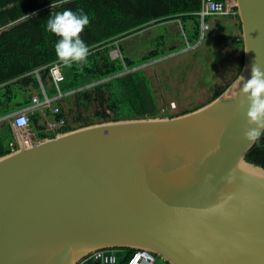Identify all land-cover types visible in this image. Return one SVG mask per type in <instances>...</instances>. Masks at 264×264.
Listing matches in <instances>:
<instances>
[{"label": "water", "instance_id": "obj_1", "mask_svg": "<svg viewBox=\"0 0 264 264\" xmlns=\"http://www.w3.org/2000/svg\"><path fill=\"white\" fill-rule=\"evenodd\" d=\"M243 64L216 98L173 117L104 121L0 157V264H79L146 249L167 264H264V169L239 106L264 70V0H232Z\"/></svg>", "mask_w": 264, "mask_h": 264}, {"label": "trees", "instance_id": "obj_2", "mask_svg": "<svg viewBox=\"0 0 264 264\" xmlns=\"http://www.w3.org/2000/svg\"><path fill=\"white\" fill-rule=\"evenodd\" d=\"M216 1L227 4L232 0ZM202 5L203 0H0V118L28 106L32 91L40 92L34 71H38L47 94L51 97L56 94L53 85L47 86L51 81L49 66L53 63L62 65L64 80L60 84L61 92H74L65 98H72L76 105H85L87 108L96 105L97 110L93 116L100 122L152 118L159 115L163 117L151 79L143 69L119 74L125 67L132 69L177 50L172 48L170 53L164 54L157 46L139 59L122 56L121 61L110 56L114 49L113 43L153 25L178 20L186 40L194 45L199 38L200 21L197 13ZM66 9H82L90 17V25L81 35L89 47L90 60L83 64L67 65L68 69L55 53L57 38L46 31L50 14ZM230 12L232 14L225 15L226 18L236 20V29L241 32L237 9L231 8ZM213 18L214 16L206 19L210 28ZM188 23L193 28L191 33L187 29ZM231 44L241 50V60L233 81L243 64L241 37L232 40ZM91 83L94 84L92 87L85 88ZM230 83L212 95L208 102L222 93ZM78 89L81 90L76 91ZM203 105L166 117L185 114ZM65 116L66 111L60 108L54 119H64ZM93 123L89 121L74 127L66 124L54 132H46L41 114L36 112L30 116L31 129L37 132L40 139L52 138L59 133ZM11 140L13 133L9 125L0 126V157L11 152ZM245 158L264 169V132ZM115 251L117 264H126L135 250ZM84 264L94 263L88 261Z\"/></svg>", "mask_w": 264, "mask_h": 264}, {"label": "rangeland", "instance_id": "obj_3", "mask_svg": "<svg viewBox=\"0 0 264 264\" xmlns=\"http://www.w3.org/2000/svg\"><path fill=\"white\" fill-rule=\"evenodd\" d=\"M231 3L230 1L229 4ZM219 18L223 20L220 21L223 27L236 29V20L226 18V16H219ZM218 27L220 26L215 24L210 31L206 32L202 45L197 50L194 49L171 59H164L155 65L143 69L151 79L158 106L162 108L170 105L171 102L175 103V109L166 112L162 115L163 117L179 114L183 110H189L195 106L205 104L212 95L227 83H230L236 75L241 60V50L233 47L229 42L228 37L231 30L220 35L217 31ZM147 32L149 34L136 35L130 40L133 47L125 46L121 43V49L124 47V52L118 47L121 55L130 59H139L149 51L156 49L160 43L157 37L164 35L163 30L151 29V31L148 30ZM235 33H237V30H235ZM173 34V32L169 33L168 36ZM151 35L153 36V41L151 40ZM226 35L228 37H225ZM237 35L239 36L240 32ZM178 37H175L176 47L174 48L177 51L186 46L184 33L180 29H178ZM221 38L223 41L219 40ZM114 50L119 53L115 46ZM159 51L167 54L170 53L171 49L162 50L160 47ZM90 55H88L87 60H90ZM65 67L68 69L67 65ZM51 85V82H48L47 86L51 87ZM89 85V87H92L94 84L91 83ZM56 106L66 111L64 120L70 127L86 124L89 121L100 122L93 116L97 110L94 104L87 108L85 105H76L72 98L70 100L64 98L59 101V104L57 102ZM159 116L161 117V115ZM47 118L53 117L48 114ZM5 124H8V120L0 122V126ZM157 264L167 263L158 257Z\"/></svg>", "mask_w": 264, "mask_h": 264}, {"label": "built area", "instance_id": "obj_4", "mask_svg": "<svg viewBox=\"0 0 264 264\" xmlns=\"http://www.w3.org/2000/svg\"><path fill=\"white\" fill-rule=\"evenodd\" d=\"M228 14V6L227 4H223L216 0H203V5L200 11L197 13L200 21L199 28V38L194 45H190L185 38L186 46L175 53H171L161 59L153 60L148 63L142 64L138 67L127 69L125 67L124 71L119 75H124L139 69H144L146 67L157 64L164 59H171L175 56L193 51L201 46L205 34L210 30L209 24L206 22L208 17L215 16H223ZM115 47L118 49L119 53H117L114 49L110 52V56L112 59H120L122 61V55L119 50L118 42H115ZM61 64L53 63L49 68V74L51 78V83L54 87L56 94L54 96H49L46 92V88L40 82L38 72L35 71L38 80H39V88L40 94H35L31 96L30 104L8 116L0 118V122L8 120V125L13 133V140L11 141L9 147L11 151H14L18 148L17 143L20 141L24 147H27L31 144L36 143L41 140L38 137L37 132H34L30 126V116L36 112H39L42 116V121L44 123V128L46 132H54L64 125H66L64 119L55 120L54 116L59 112V108L56 106V103L67 97L68 95L74 93H62L60 90V84L63 82L64 77L61 71ZM90 85L86 86L89 87ZM85 87V88H86ZM175 103L171 102L170 105L162 107L161 111L165 114L172 109H175ZM53 118H47L48 114ZM47 115V116H46ZM158 256L146 249H135L132 256L128 259L126 264H157ZM90 261L94 264H117L118 257L116 255V251L114 250H98L87 256L83 259L79 264H84Z\"/></svg>", "mask_w": 264, "mask_h": 264}, {"label": "clouds", "instance_id": "obj_5", "mask_svg": "<svg viewBox=\"0 0 264 264\" xmlns=\"http://www.w3.org/2000/svg\"><path fill=\"white\" fill-rule=\"evenodd\" d=\"M89 25L90 17L82 9L76 11L66 9L50 14L46 23V31L57 38L55 53L65 65L71 66L86 62L90 50L81 35ZM242 81L244 82L240 88L242 98L239 99V106L245 110L248 125L244 130V139L254 142L264 130V70L260 64L253 63L250 78L246 81L242 78Z\"/></svg>", "mask_w": 264, "mask_h": 264}, {"label": "crops", "instance_id": "obj_6", "mask_svg": "<svg viewBox=\"0 0 264 264\" xmlns=\"http://www.w3.org/2000/svg\"><path fill=\"white\" fill-rule=\"evenodd\" d=\"M231 8H232L231 7V4H229L228 5V14L229 13L232 14L231 12H229V11H231ZM232 20H234V19H232ZM220 21H223V20H221L219 17H214L213 19H211V21H210V25H211L210 30L213 28V26L215 24H218L220 26V27H218L219 29H217V31H218V33L220 35H222L223 33H228L231 30L230 36H229L231 38H229L227 35L225 36V37H228L230 43L232 42V40L241 37V32H240V35L239 36L237 35V33L239 32L238 29H228V28H225L220 23ZM237 25L238 24L235 25V28H236ZM151 29H153V30H155V29H162L163 30L164 35L157 37V39L160 41V43L158 44L159 49H160V47H161L162 50L163 49H172V48H175L176 47V38L175 37H178V29L181 30V24H180V22L178 20H172V21H168V22L163 23V24L153 25V26H151V27H149L147 29H144L142 31L136 32V33H134V34H132L130 36H127V37H124V38L118 40L117 42H118V46H119L120 50L124 52V47H122V49H121V43L123 45H125V46L126 45H129V46H132L133 47V44L130 42V40L133 39L134 37H136V35L149 34L147 31L148 30L151 31ZM187 29L189 30L190 33L192 32V29L193 28H192L191 23H188ZM235 30H237V33H235ZM172 32L174 34L171 35V36H168V34L169 33H172ZM157 35H158V33H157ZM173 37H174V39H173ZM151 40L153 41V36L152 35H151ZM219 40H222L223 41L222 38L219 39ZM114 44H115V42L113 43V45ZM233 47H235V46L233 45ZM35 94H40V93H38L37 91H32V95H35ZM11 141H10V143H11ZM10 143H9V145H10Z\"/></svg>", "mask_w": 264, "mask_h": 264}]
</instances>
